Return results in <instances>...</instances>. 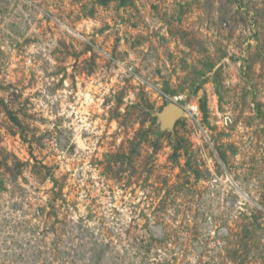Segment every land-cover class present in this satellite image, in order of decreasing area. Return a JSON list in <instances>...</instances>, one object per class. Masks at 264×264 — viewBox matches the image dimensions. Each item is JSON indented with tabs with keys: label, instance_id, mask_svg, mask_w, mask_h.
Instances as JSON below:
<instances>
[{
	"label": "rangeland",
	"instance_id": "obj_1",
	"mask_svg": "<svg viewBox=\"0 0 264 264\" xmlns=\"http://www.w3.org/2000/svg\"><path fill=\"white\" fill-rule=\"evenodd\" d=\"M0 264H264V0H0Z\"/></svg>",
	"mask_w": 264,
	"mask_h": 264
},
{
	"label": "water",
	"instance_id": "obj_2",
	"mask_svg": "<svg viewBox=\"0 0 264 264\" xmlns=\"http://www.w3.org/2000/svg\"><path fill=\"white\" fill-rule=\"evenodd\" d=\"M182 108L176 103H169L159 114L163 126L172 125L181 115Z\"/></svg>",
	"mask_w": 264,
	"mask_h": 264
}]
</instances>
